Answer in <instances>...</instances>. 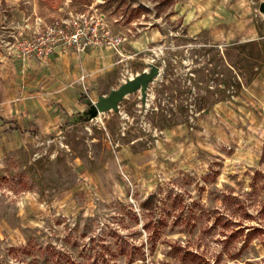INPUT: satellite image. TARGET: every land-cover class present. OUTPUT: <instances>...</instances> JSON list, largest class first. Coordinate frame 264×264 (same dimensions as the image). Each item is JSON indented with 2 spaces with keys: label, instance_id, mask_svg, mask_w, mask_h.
<instances>
[{
  "label": "rangeland",
  "instance_id": "rangeland-1",
  "mask_svg": "<svg viewBox=\"0 0 264 264\" xmlns=\"http://www.w3.org/2000/svg\"><path fill=\"white\" fill-rule=\"evenodd\" d=\"M262 3L0 0L5 89L74 97L0 117V264H264Z\"/></svg>",
  "mask_w": 264,
  "mask_h": 264
},
{
  "label": "crops",
  "instance_id": "crops-1",
  "mask_svg": "<svg viewBox=\"0 0 264 264\" xmlns=\"http://www.w3.org/2000/svg\"><path fill=\"white\" fill-rule=\"evenodd\" d=\"M0 82L3 86L0 87V104L3 105L0 109V117L3 121L7 122L5 124L6 128L9 127V124H13L12 122H16L17 125H22L21 122L24 123V121L26 123L28 119L26 115L30 114L34 117L35 125L39 127V131L41 132L40 127L42 126V120L46 124H48L50 120L57 121L59 115L54 114V112L57 111V106L65 112V115L61 117L62 120L65 119V117H71L67 108L74 99L71 93L73 91L65 89L60 83L53 82V87L50 90L47 89L46 94H37L36 98L30 99L29 94H27L30 90L26 87H14L6 90L5 84L3 83L4 79ZM10 90H12V92ZM47 101L54 102L56 106H49L50 108L47 109ZM76 112L78 114L79 110L77 109ZM24 117L26 118L24 119ZM25 133L29 134V129L25 130Z\"/></svg>",
  "mask_w": 264,
  "mask_h": 264
},
{
  "label": "water",
  "instance_id": "water-1",
  "mask_svg": "<svg viewBox=\"0 0 264 264\" xmlns=\"http://www.w3.org/2000/svg\"><path fill=\"white\" fill-rule=\"evenodd\" d=\"M259 11L264 15V3L259 6ZM159 74V68L156 66H150L149 71H145L133 79L128 80L122 84L117 90L111 91L106 97H102L92 107L94 113H104L107 111L116 110L118 104L123 98L129 94L140 92L142 99L146 97V90L148 85Z\"/></svg>",
  "mask_w": 264,
  "mask_h": 264
},
{
  "label": "built area",
  "instance_id": "built-area-1",
  "mask_svg": "<svg viewBox=\"0 0 264 264\" xmlns=\"http://www.w3.org/2000/svg\"><path fill=\"white\" fill-rule=\"evenodd\" d=\"M107 45H110L112 47H116L120 44V39L118 38H113V37H110L108 38V41L106 42ZM22 50H25L27 53L31 52V51H35L37 53H41V48L40 46L38 48H36L34 45L28 43L26 45H23L22 46Z\"/></svg>",
  "mask_w": 264,
  "mask_h": 264
}]
</instances>
